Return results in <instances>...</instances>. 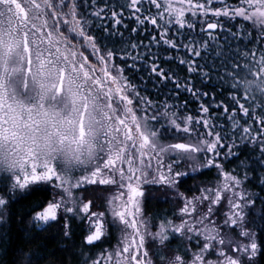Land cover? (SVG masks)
I'll return each instance as SVG.
<instances>
[{
    "label": "snow or ice",
    "instance_id": "snow-or-ice-1",
    "mask_svg": "<svg viewBox=\"0 0 264 264\" xmlns=\"http://www.w3.org/2000/svg\"><path fill=\"white\" fill-rule=\"evenodd\" d=\"M26 194L67 264H264V0H0V222Z\"/></svg>",
    "mask_w": 264,
    "mask_h": 264
},
{
    "label": "trees",
    "instance_id": "trees-1",
    "mask_svg": "<svg viewBox=\"0 0 264 264\" xmlns=\"http://www.w3.org/2000/svg\"><path fill=\"white\" fill-rule=\"evenodd\" d=\"M119 2L120 0H117V3ZM130 27H135V23L131 22ZM197 31H199V26L197 27ZM141 38L143 39L144 37ZM178 72L182 75H187L186 69L183 66H178ZM148 87L150 89L151 85L149 84ZM216 91L217 93L220 92L219 89H216ZM229 95V90L225 89L222 96L218 94L217 99H228ZM241 96L243 97V93H241ZM246 155V152L243 153L240 159H244ZM224 163L226 169L231 170L239 164V160L232 158L230 161H224ZM215 176L216 172L212 171L210 176H203L199 177L195 181H189L188 187L200 186L202 181L214 183ZM180 190L183 191L184 189L181 188ZM36 198L37 197L35 195L26 194L17 197L11 202V210L7 220L5 222H0V230L6 229V231L3 233V246H0V258H4L9 251H12L13 253L17 252L19 246H24L26 250L29 248L36 250L39 247L43 249L42 254L47 257V259L44 261V264H61V261H63L64 264H67L69 256L67 253H65L64 249L67 248L68 245L60 240V237L56 234L55 228H52L47 232H39L38 239L35 241L32 239L33 236H36V232L31 229L29 218H27V213L29 210V205ZM167 201L172 202L169 203ZM167 201L164 197L149 201L147 206L148 215H168L171 218L175 207V201L172 200L171 196L167 198ZM175 210L178 212V209ZM21 219H23L22 225L19 223ZM116 233L117 232H112L110 237V243L112 247H114L117 243ZM74 239L76 244L79 245L80 239L77 237H74ZM9 241L11 242V248L8 245ZM177 243L178 241H172V246L175 247ZM105 247H108V245H105Z\"/></svg>",
    "mask_w": 264,
    "mask_h": 264
},
{
    "label": "rangeland",
    "instance_id": "rangeland-1",
    "mask_svg": "<svg viewBox=\"0 0 264 264\" xmlns=\"http://www.w3.org/2000/svg\"><path fill=\"white\" fill-rule=\"evenodd\" d=\"M215 183V182H214ZM101 187H105V186H101ZM97 195H103V196H108L109 194L108 193H98ZM153 230H155V229H153ZM116 237H117V241H118V239H119V233H116ZM116 245V244H115ZM115 247V246H114Z\"/></svg>",
    "mask_w": 264,
    "mask_h": 264
},
{
    "label": "water",
    "instance_id": "water-1",
    "mask_svg": "<svg viewBox=\"0 0 264 264\" xmlns=\"http://www.w3.org/2000/svg\"><path fill=\"white\" fill-rule=\"evenodd\" d=\"M212 31H216V30H212Z\"/></svg>",
    "mask_w": 264,
    "mask_h": 264
}]
</instances>
